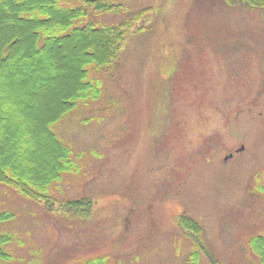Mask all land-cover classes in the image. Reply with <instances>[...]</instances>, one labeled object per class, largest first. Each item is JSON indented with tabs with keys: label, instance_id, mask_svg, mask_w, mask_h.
<instances>
[{
	"label": "rangeland",
	"instance_id": "rangeland-1",
	"mask_svg": "<svg viewBox=\"0 0 264 264\" xmlns=\"http://www.w3.org/2000/svg\"><path fill=\"white\" fill-rule=\"evenodd\" d=\"M109 1L120 7L93 20L143 13L114 68L94 75L101 98L53 125L79 169L52 183L53 209L0 183V210L15 213L3 226L15 234L11 257L0 264H194L195 248L199 264H258L250 238L264 234V7ZM11 146L10 156L34 158L27 141ZM81 197L84 212L61 208Z\"/></svg>",
	"mask_w": 264,
	"mask_h": 264
},
{
	"label": "trees",
	"instance_id": "trees-1",
	"mask_svg": "<svg viewBox=\"0 0 264 264\" xmlns=\"http://www.w3.org/2000/svg\"><path fill=\"white\" fill-rule=\"evenodd\" d=\"M245 1L264 7V0ZM118 7L109 0H0V183L43 199L49 208L52 183L79 169L53 125L80 105L101 98L103 80L94 75L114 68L128 29L143 13L133 12L115 25L91 18L92 13ZM19 139L27 141L34 158L7 154L6 148ZM89 204V198L81 197L65 201L61 208L78 214ZM14 217V212L0 210V263L11 257L6 247L15 234L3 226ZM185 219L184 228L197 235L200 226ZM250 245L258 264H264V234L252 236ZM199 255L195 248L194 264H199ZM82 264L106 263L98 256Z\"/></svg>",
	"mask_w": 264,
	"mask_h": 264
}]
</instances>
